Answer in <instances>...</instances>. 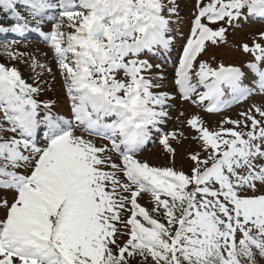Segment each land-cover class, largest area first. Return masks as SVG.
Here are the masks:
<instances>
[{
    "label": "snow or ice",
    "instance_id": "1",
    "mask_svg": "<svg viewBox=\"0 0 264 264\" xmlns=\"http://www.w3.org/2000/svg\"><path fill=\"white\" fill-rule=\"evenodd\" d=\"M192 15L177 48L180 0H0V35L15 34L0 42V264L264 261V29L238 46L244 63L210 52L264 22V0H196ZM33 33L46 62L14 50ZM173 53L183 101L209 113L259 103L164 131ZM186 140L184 171L173 142ZM157 142L165 166L140 158Z\"/></svg>",
    "mask_w": 264,
    "mask_h": 264
},
{
    "label": "rangeland",
    "instance_id": "2",
    "mask_svg": "<svg viewBox=\"0 0 264 264\" xmlns=\"http://www.w3.org/2000/svg\"><path fill=\"white\" fill-rule=\"evenodd\" d=\"M196 0H180L181 4V18L182 23L180 24L176 36L177 41V48H179L183 43L186 42L191 22L193 19V11L195 6ZM264 29V22L256 21L251 24H245L242 28L236 30L235 32H232L230 30L229 34V44L225 47H221L220 49H214L210 50V52H214L216 56V61H222L225 64H241L246 62L250 57L247 54H244L239 50V45L243 43H248L249 45L252 44V37L259 33L260 30ZM23 43H15L14 44V50H19L21 52L25 53H35L37 55V58L41 60V62H46L45 58L43 57V52L49 53V58L51 57V52L49 51L48 47L41 42L39 38H37V34L33 33L31 36H29ZM0 62H7L6 58H0ZM159 62V61H156ZM177 62L176 54H172V58L169 60L167 64L165 65V72H172L171 76H166L165 73V81H164V90L169 91L172 95H177L175 91V85L173 83V72H174V65ZM19 67L24 75V77L27 79L29 76V70L26 68L24 64H19ZM54 71L55 66L52 65ZM57 80H59V75L57 74ZM31 82V80H29ZM57 87H59V84H57ZM260 97H253L250 101L247 103H243L242 105L236 107V105H233L230 109H225L224 112L209 115L203 112V110L200 109V106L192 105L189 102L183 101L179 98L177 95V99L174 102V106L169 109L170 112V118L164 128V131L170 132L174 130H185L187 131L188 125L186 124V121L190 119L193 115H199L204 122L210 126V127H217L219 122L222 119L231 117L233 119L238 118V113L243 111L248 104L251 103H259ZM62 110H67V101H64L62 104ZM204 109L203 107H201ZM183 114V115H182ZM79 134V133H78ZM194 132L188 133V135H194ZM97 143H101L102 141L100 139L94 138ZM174 146L177 147V157H176V163L175 167L177 169H183L184 171H187L189 168V162L185 159V153L196 147V144L190 140H186L183 144H176V142H173ZM141 159H147L151 164L153 165H159V166H165L169 162V158L165 155L162 146L157 142L155 144H150L141 154ZM9 199H11V196H9ZM151 197L149 194H143L142 199H140V202L148 207L151 208ZM3 210H0V218L3 217ZM259 264H264V261H260Z\"/></svg>",
    "mask_w": 264,
    "mask_h": 264
},
{
    "label": "trees",
    "instance_id": "3",
    "mask_svg": "<svg viewBox=\"0 0 264 264\" xmlns=\"http://www.w3.org/2000/svg\"><path fill=\"white\" fill-rule=\"evenodd\" d=\"M11 35H15V34H10L9 36H7L6 38H0V42H9L12 39L10 38ZM1 37H4L3 35H0ZM0 58H3V56H0Z\"/></svg>",
    "mask_w": 264,
    "mask_h": 264
},
{
    "label": "bare ground",
    "instance_id": "4",
    "mask_svg": "<svg viewBox=\"0 0 264 264\" xmlns=\"http://www.w3.org/2000/svg\"><path fill=\"white\" fill-rule=\"evenodd\" d=\"M166 73V76H169L172 72H165ZM167 78V77H165Z\"/></svg>",
    "mask_w": 264,
    "mask_h": 264
}]
</instances>
